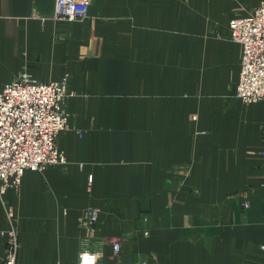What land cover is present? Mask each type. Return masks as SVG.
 <instances>
[{"label": "crops", "instance_id": "1", "mask_svg": "<svg viewBox=\"0 0 264 264\" xmlns=\"http://www.w3.org/2000/svg\"><path fill=\"white\" fill-rule=\"evenodd\" d=\"M260 1L91 0L58 21L55 0H0V91L27 71L74 92L66 163L26 169L0 200V231L16 210L17 264L84 250L98 264H264V101L236 95L229 29ZM90 206L93 233L78 226Z\"/></svg>", "mask_w": 264, "mask_h": 264}, {"label": "built area", "instance_id": "2", "mask_svg": "<svg viewBox=\"0 0 264 264\" xmlns=\"http://www.w3.org/2000/svg\"><path fill=\"white\" fill-rule=\"evenodd\" d=\"M91 0H55L53 18L73 21L85 17ZM230 38L241 45V68L236 95L245 103L264 101V0L250 13L229 21ZM68 76L42 81L27 71L0 91V200L8 189L19 188L24 171L44 170L66 163L58 147L59 133L66 130L69 115L64 101L73 95ZM98 208L90 206L78 217L87 233L96 230ZM8 226L0 231L6 238L1 264H17L20 239L17 214L6 209ZM121 243L114 242L118 254ZM77 264H98V253L84 250ZM142 264H147L146 261Z\"/></svg>", "mask_w": 264, "mask_h": 264}, {"label": "rangeland", "instance_id": "3", "mask_svg": "<svg viewBox=\"0 0 264 264\" xmlns=\"http://www.w3.org/2000/svg\"><path fill=\"white\" fill-rule=\"evenodd\" d=\"M261 1H263V0H261ZM239 196L243 199L242 205L244 207H248L249 206V201H248V197H247V192L246 191H241ZM261 250L264 251V245H261Z\"/></svg>", "mask_w": 264, "mask_h": 264}]
</instances>
